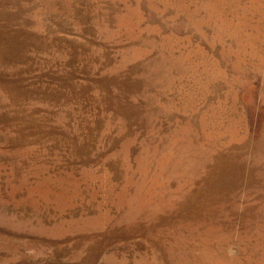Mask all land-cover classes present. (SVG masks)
I'll return each instance as SVG.
<instances>
[{
    "label": "rangeland",
    "instance_id": "rangeland-1",
    "mask_svg": "<svg viewBox=\"0 0 264 264\" xmlns=\"http://www.w3.org/2000/svg\"><path fill=\"white\" fill-rule=\"evenodd\" d=\"M0 264H264V0H0Z\"/></svg>",
    "mask_w": 264,
    "mask_h": 264
}]
</instances>
